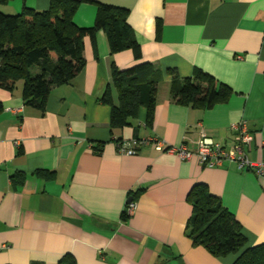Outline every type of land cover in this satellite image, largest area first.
Wrapping results in <instances>:
<instances>
[{"label": "crops", "instance_id": "crops-1", "mask_svg": "<svg viewBox=\"0 0 264 264\" xmlns=\"http://www.w3.org/2000/svg\"><path fill=\"white\" fill-rule=\"evenodd\" d=\"M128 9L140 56L112 53L103 30L83 39V68L51 88L43 108L26 104L22 81L0 88V264H232L187 235L193 185L205 184L241 224L245 247L264 242V180L234 161L207 167L152 144L125 154L118 142L148 137L194 148L199 125L215 142L233 143L232 124L253 134L247 155L264 160V0H93ZM50 0L0 1V11H37ZM95 2L73 15L93 24ZM149 62L158 74L152 113L139 106L129 124L111 127L108 89L118 104L112 64ZM195 68L230 91L211 108L177 103L171 94ZM136 208L122 221L128 198Z\"/></svg>", "mask_w": 264, "mask_h": 264}, {"label": "trees", "instance_id": "trees-1", "mask_svg": "<svg viewBox=\"0 0 264 264\" xmlns=\"http://www.w3.org/2000/svg\"><path fill=\"white\" fill-rule=\"evenodd\" d=\"M83 1L97 5L95 19L89 26H78L73 21L77 6ZM127 18V8L93 0H50L42 11L26 6L15 14L0 11V88L11 90L21 80L24 102L43 108L51 88L68 82L83 68V39L94 41L98 30L106 33L112 53L130 48L138 59L139 45ZM32 68L36 70L32 72ZM169 71L174 75L171 94L179 104L211 108L230 91L199 68L180 82L175 70ZM111 78L118 104L112 103L108 89L101 101L110 105L112 128L129 124L139 106H145L150 116L159 80L151 63L140 62L125 69L112 64ZM187 198L192 205L187 235L193 244L205 247L215 256L238 254L232 264H264V242L245 247L247 239L241 224L205 184L193 185ZM129 216L123 212L121 220ZM57 264L77 262L66 253Z\"/></svg>", "mask_w": 264, "mask_h": 264}, {"label": "built area", "instance_id": "built-area-1", "mask_svg": "<svg viewBox=\"0 0 264 264\" xmlns=\"http://www.w3.org/2000/svg\"><path fill=\"white\" fill-rule=\"evenodd\" d=\"M199 139L194 148H188L186 143L179 146H169L162 140L148 137L142 140L131 142H118V150L125 154L137 153L138 146L142 144H152L155 149L176 154L181 160H190L193 155H197L199 162L207 167L221 165L224 161H234L239 168L252 170L260 179L264 180V160H252L248 157L247 151L251 148L253 134L247 129L244 120L232 124L234 130L233 143L229 146L213 141L209 138L201 125L198 124ZM136 208V202L131 199L125 208L127 215H131Z\"/></svg>", "mask_w": 264, "mask_h": 264}, {"label": "water", "instance_id": "water-1", "mask_svg": "<svg viewBox=\"0 0 264 264\" xmlns=\"http://www.w3.org/2000/svg\"><path fill=\"white\" fill-rule=\"evenodd\" d=\"M130 200H131V198L129 197V198L127 199V202H126V203H128Z\"/></svg>", "mask_w": 264, "mask_h": 264}, {"label": "rangeland", "instance_id": "rangeland-1", "mask_svg": "<svg viewBox=\"0 0 264 264\" xmlns=\"http://www.w3.org/2000/svg\"><path fill=\"white\" fill-rule=\"evenodd\" d=\"M36 69L35 68H32V72H34Z\"/></svg>", "mask_w": 264, "mask_h": 264}]
</instances>
